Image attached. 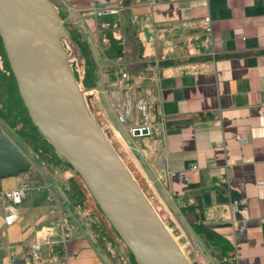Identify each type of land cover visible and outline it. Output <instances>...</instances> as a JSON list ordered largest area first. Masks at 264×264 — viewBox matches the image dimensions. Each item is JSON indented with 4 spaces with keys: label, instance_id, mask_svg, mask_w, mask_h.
<instances>
[{
    "label": "crops",
    "instance_id": "0c3cea01",
    "mask_svg": "<svg viewBox=\"0 0 264 264\" xmlns=\"http://www.w3.org/2000/svg\"><path fill=\"white\" fill-rule=\"evenodd\" d=\"M50 1L67 15L70 24L80 28L97 63L103 65L99 36L104 29L118 31L110 24L120 23L122 0ZM92 8L105 14L97 17ZM128 11L143 46L141 62L147 68L133 85L126 82L124 87L132 99L133 89L137 100L147 102L146 89L151 88L147 124L162 123L165 131L163 135L153 133L151 151L138 147L142 158L138 170L146 180L154 209L191 262L229 264L222 248L194 233L180 210L186 193L202 190L201 223L230 245L237 264H264V0H130ZM210 34L214 56L205 55ZM159 55L167 60L156 68L154 60ZM107 84L100 74L98 86L90 94L96 104L91 106L88 101V106L115 129L109 120L113 114ZM141 90L146 94L140 96ZM134 122L129 128L144 125L141 118ZM124 133L132 144L139 138ZM33 165L42 176L43 187L29 184L26 197L15 207L16 219L11 225L5 224L0 208V263L9 258L15 264H39V259L40 264H62V252L59 257L58 249L51 248H61L57 237L41 246L37 261H31L28 249L35 233L52 223L48 215L51 191L71 224L65 227L71 233L69 264H114L69 205L63 188L72 174L45 171L37 162ZM192 166L197 167L196 173L187 171ZM179 173H185L184 177L180 179ZM21 179H1L0 186L12 190ZM232 199L247 204L246 231L234 237ZM189 201H195L194 197ZM54 225L59 234V223Z\"/></svg>",
    "mask_w": 264,
    "mask_h": 264
},
{
    "label": "water",
    "instance_id": "95a60500",
    "mask_svg": "<svg viewBox=\"0 0 264 264\" xmlns=\"http://www.w3.org/2000/svg\"><path fill=\"white\" fill-rule=\"evenodd\" d=\"M0 38L29 118L76 173L136 264H196L143 194L79 91L63 42L70 33L49 0H0ZM88 103L89 97H86ZM135 129L134 137L146 136ZM31 160L0 131V180Z\"/></svg>",
    "mask_w": 264,
    "mask_h": 264
},
{
    "label": "trees",
    "instance_id": "16d2710c",
    "mask_svg": "<svg viewBox=\"0 0 264 264\" xmlns=\"http://www.w3.org/2000/svg\"><path fill=\"white\" fill-rule=\"evenodd\" d=\"M52 3L56 7L64 26L70 33V44L63 42L66 53L70 55L73 47H76L79 53V63L77 60L72 59L69 64L75 75L79 91L84 95L87 94L91 106L95 105L96 102L93 100L94 97L88 94L97 88L100 74L101 77L105 79L106 83H108L107 79L115 80V74L117 73L126 74L128 86H131L136 82L141 72L147 68V65L146 63L141 62L143 59V46L139 40L137 30L130 21V14L128 11L130 0L121 1L123 10L120 23H116L115 25L110 24V28L114 26L118 31L103 28L104 30L99 36V53L103 60V65L97 63V59L94 57V53L82 32L75 28L74 25L70 24L67 20V15L62 12L54 2ZM108 86L109 84H107V87ZM94 111L92 112L93 115ZM153 113L157 114L155 109L153 110ZM0 122L6 125L14 135L27 146L32 153L31 155L36 157H34L36 162L41 165L45 171L63 174L65 173V171H63L64 167H68L71 170L72 175L66 178L65 186L63 188L69 201V205L81 216L82 221L91 232L96 244L101 250H103L110 261L114 264H136L132 254L128 251L117 233L108 223L80 177L72 171L71 166L65 160L59 159L56 156L48 140L45 139L32 124L23 101L20 98L16 80L10 69L1 38ZM97 122L105 136L109 139L111 130L112 134H114L113 125H111L110 121L107 122L103 116H101ZM152 135L153 133H150L147 137H152ZM116 144L118 145L119 142ZM113 147L115 148L114 145ZM21 151L26 156L30 157L26 152L23 150ZM116 152L126 165L120 153H118L117 150ZM125 158L128 161L130 160L129 155H126ZM128 169L131 172L130 167H128ZM23 175L24 174H21V176ZM25 175L27 176L28 185L34 184L38 187L43 185L41 174L36 171L33 166L30 167ZM140 178H142L143 184L141 185L144 190L140 184L139 186L152 205L150 196L147 193L148 187L146 186V180L143 176H140ZM134 179L136 178L134 177ZM223 189L226 190L225 188ZM202 193V190L186 193L183 201L181 200V203H178L180 210L185 221L191 226L194 233L203 235L211 246L221 247L224 255L228 257V252L231 249L230 245L223 238L219 237L212 230L207 229L201 223V214L199 211L201 209L200 196ZM190 196H193L195 201L190 202ZM67 220L68 219H65V223L68 224V226L71 225ZM52 246V249H58L57 251L60 252L59 257H61V248L55 245ZM119 246L125 249L126 256L124 255L122 257L120 252H118V249L120 248ZM30 259L33 261L32 256H30ZM41 262L42 260L39 259L38 263L40 264Z\"/></svg>",
    "mask_w": 264,
    "mask_h": 264
},
{
    "label": "built area",
    "instance_id": "2783aa9c",
    "mask_svg": "<svg viewBox=\"0 0 264 264\" xmlns=\"http://www.w3.org/2000/svg\"><path fill=\"white\" fill-rule=\"evenodd\" d=\"M92 13L97 15V17L105 14V12L97 11L95 8H92ZM109 13L117 14L119 13V11L109 10ZM207 31L210 33V30ZM212 42L213 40L210 34V39L206 43V46H204L205 55H215ZM166 60V57H163L161 55L157 56V58L154 60L155 67L158 68L160 64L164 63ZM115 81L118 89L117 99L113 98L112 95L108 96L109 105L112 110L115 124H117V126L123 129V131L130 136H133V132L135 129H145L147 131V135H149L152 131L156 133L159 132L161 133V135H163L165 131L163 129L162 123H157L155 126L147 124L148 102L144 98H140L136 102V110L142 116L141 119L144 121V125L139 128H125L124 125L126 124L127 120L131 118L132 115V94L127 88L124 87V84L127 82V76L125 73L115 74ZM93 92L94 91L90 92L88 95L92 94ZM114 136L116 138L121 136L120 132L116 128L114 129ZM237 140L242 139L241 137H237ZM35 170L39 171L38 169ZM187 171L191 173H196L198 169L197 167L192 166L189 167ZM184 175L185 173H179L178 176L181 179L184 177ZM220 185V183L216 184L217 187H219ZM41 187L37 188L40 189ZM30 188L31 187L28 185L26 175L22 177L20 185L12 190H6L0 186V208L3 211V218L6 225H11L15 221V207L22 203ZM46 188L49 189V186L46 185ZM48 200L52 204L51 208L48 211L49 219L50 221H52V223L49 226L42 227L35 233V237L33 241L29 244L28 249L30 255L32 256V259L34 261H37L39 259V252L41 246L43 244L49 243L52 238L57 237V243L60 244L62 248V264H69L71 254L69 253L68 244L71 239V233H66L65 231L66 214L64 211V207L62 203L57 199L56 195L51 191L48 195ZM229 207L232 215V229L234 237V235L243 234L246 231L247 204L242 199H232L229 202ZM54 222H58L60 225L61 232L59 234L56 232ZM227 260L229 264H237V255L234 250L229 252ZM0 264H15V262L13 259L7 258Z\"/></svg>",
    "mask_w": 264,
    "mask_h": 264
},
{
    "label": "rangeland",
    "instance_id": "374dc122",
    "mask_svg": "<svg viewBox=\"0 0 264 264\" xmlns=\"http://www.w3.org/2000/svg\"><path fill=\"white\" fill-rule=\"evenodd\" d=\"M62 11V10H61ZM77 29H80L79 27H76ZM108 84L109 86L106 88L105 90L108 91L113 98L117 99V95H118V89H117V85L116 82L114 80H108ZM147 94L141 90L138 94L140 96H143L144 94L147 95V98L149 101H151L149 103V107L152 104V92H151V88L146 89ZM132 93H133V99H132V110H131V118L127 120L126 124L124 125L125 128H129L130 126H133V123H135L134 121L139 120L140 118H142V116L140 115V113L136 110V102H137V98H136V93L135 91L132 89ZM85 99V103H86V95L84 96ZM148 101V102H149ZM87 104V103H86ZM110 106V105H109ZM111 111V108H110ZM92 112V111H91ZM92 114V113H91ZM95 118L98 121V118L96 117V114H94ZM147 118H150V111L148 110L147 113ZM109 120H112V122L115 125V128L120 132L121 136L120 137H115L114 134H112V130H111V135L109 136V139L111 141V143L115 146L116 150L118 151V153H120V155L122 156V158L124 159L126 165L128 167H130L131 173L133 174V176L136 178V180L138 181V183L140 184V186L143 189V186L141 184L142 183V178H140V173H139V163H142V158L140 156V152L138 150V147L141 150H145V151H151L152 146L154 145V141L152 139V137H139L135 139V143L132 144L131 140L129 137H125V133L123 130L120 129L119 126H117V124H115V120L114 118H112V116L109 117ZM114 130V129H113ZM0 131L4 132L15 144H17V146L23 150L24 152H26L30 157L29 159L35 164L36 163V157L34 158L31 154V152L29 151V149L27 148V146L21 141L19 140L14 133L3 123L0 122ZM115 137V138H114ZM129 138V139H128ZM119 142V144L117 145L116 143ZM122 146L123 149L121 148ZM125 149L128 150L127 152H125ZM132 152H130V151ZM124 153V155H123ZM126 155H130L132 157L131 160H127L125 158ZM152 158V157H151ZM151 160V159H150ZM40 166V165H39ZM63 171L68 172L70 174H72L71 170L68 167H64ZM21 176V174L19 176H17L18 178ZM144 190V189H143ZM150 201L152 203L151 197H150ZM159 214V213H158ZM179 244V243H178ZM180 245V244H179ZM120 248L118 249V252H120L121 256L123 257L124 255L126 256V251L123 247L119 246ZM181 247V245H180ZM186 253V251H184ZM187 254V253H186ZM190 260V259H189Z\"/></svg>",
    "mask_w": 264,
    "mask_h": 264
}]
</instances>
